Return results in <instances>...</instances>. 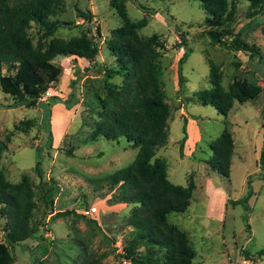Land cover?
I'll use <instances>...</instances> for the list:
<instances>
[{
  "label": "rangeland",
  "instance_id": "1",
  "mask_svg": "<svg viewBox=\"0 0 264 264\" xmlns=\"http://www.w3.org/2000/svg\"><path fill=\"white\" fill-rule=\"evenodd\" d=\"M135 1L147 9H139L133 0H125L126 15L131 21L145 20V25L137 30L139 35L158 37L156 61L161 69V91L169 109L164 144L154 145L153 156L165 162L171 183L185 186L190 179L193 182L185 211L169 213L166 219L187 234L195 251L193 264H250L246 254L254 259L253 264H264V254L256 257L264 248V176L257 160L264 138V10L246 16L247 2L239 0L232 22V33L255 45L262 56L258 60L245 51L210 42L204 32V12L194 0ZM61 2L62 8L52 17L59 21L53 35L78 36L82 18L76 9L88 10L91 19L86 25L93 34L97 35L96 28L99 30L95 62L56 57L53 63L60 67L61 73L35 106H0V145H4L0 166L11 182L18 181L23 174L29 177L36 203L32 220L37 225L31 238L7 244L3 238L4 219L0 218V243L12 255L10 264H80L91 253L102 255L101 264L127 263L121 248L135 232L127 224L132 205L111 198L116 188L94 190L88 181L131 164L138 152V147L126 145L121 137L89 139L98 120L93 95L104 94V80L121 82L116 73L106 75L105 70L115 67V60L104 44L109 31L121 25V18L109 0ZM37 28L31 23L28 29L32 43L38 35ZM229 38L230 35L226 36ZM180 58L182 88L178 91ZM209 60L217 66L223 89L233 78H245L255 82L257 96L242 102L233 100L225 116L212 106L201 104L195 92L209 87ZM70 79L74 81L75 96L69 97L71 104L66 107L62 101L67 95L63 86ZM10 103L11 97L0 91V104ZM25 119L31 125L25 132H19L16 127ZM182 126L185 140L179 153ZM224 127L233 144L227 178L210 170L206 163L210 155L208 143ZM36 160L42 161L40 169L45 178L58 186L51 213L39 198ZM241 197H246L249 231L244 230L242 205L228 203ZM63 210H72L82 217L72 213L51 216Z\"/></svg>",
  "mask_w": 264,
  "mask_h": 264
},
{
  "label": "trees",
  "instance_id": "2",
  "mask_svg": "<svg viewBox=\"0 0 264 264\" xmlns=\"http://www.w3.org/2000/svg\"><path fill=\"white\" fill-rule=\"evenodd\" d=\"M194 1L204 12V32L210 42L235 51H245L250 56L255 55L258 60L262 58L253 43L240 39L238 33H232L239 0ZM242 1L247 2L246 16L264 10V0ZM124 2L109 0L121 18V25L112 28L104 40L105 48L115 60V67L105 70L106 75L110 77L116 73L120 75L121 82L116 84L104 80V94L93 95L94 101H97L98 120L89 139L100 136L117 140L121 137L126 145L138 147V152L131 164L88 181L94 190L104 187L112 191L116 188L111 198L132 205L127 224L135 232L121 248L122 258L127 263L118 264H193L195 251L187 234L166 219L169 213L185 211L193 182L190 179L185 186L171 183L167 178L165 162L153 156L154 145L164 144V129L169 117L168 105L160 86L161 69L156 61L160 43L155 34H138L137 30L145 25V20H129ZM133 2L139 9H147L135 0ZM61 5V0H0V91L11 97V103L0 104L1 107L35 106L61 73L60 67L53 63L56 57L95 60L99 30L96 28L97 35L93 34L86 25L91 19L88 10L76 9L82 18V29L78 36L60 38L53 35L59 21L52 17L62 8ZM31 23L38 27L34 43L28 34ZM229 35L230 38L226 39ZM181 61L182 58L177 64L178 91L182 88ZM93 66L96 64L93 63ZM207 80L209 87L195 92V97L201 104L212 106L222 116L227 114L233 100L242 102L258 94L255 82L245 78H233L223 89L220 73L211 60L208 61ZM68 84L63 86L67 95L62 101L66 107L71 104L69 97L75 96L72 90L74 81L70 79ZM30 125L31 121L25 119L19 122L16 129L25 132ZM181 130L183 135L178 142L179 153L185 140L184 126ZM47 135L48 146L49 133ZM232 145L231 134L225 127L208 143L210 155L206 163L210 170L224 178L229 173ZM3 148L4 145H0V151ZM257 160L260 173L264 176V138ZM41 163L38 160L34 163L37 188L41 202L51 213L58 186L53 180L45 178L40 169ZM245 181L248 186L249 178ZM228 203L242 205L244 230L249 231L245 215L248 211L246 197L229 200ZM35 207L33 184L29 177L23 174L18 181L11 182L6 179L0 166V218L4 219L5 224V243L16 244L33 236L37 231V225L32 220ZM70 213L76 214L72 210H63L51 216ZM263 254L264 248L256 253V257ZM101 256L92 253L85 255L80 264H101ZM245 257L253 264V258L247 254ZM11 262V253L5 244L0 243V264Z\"/></svg>",
  "mask_w": 264,
  "mask_h": 264
}]
</instances>
